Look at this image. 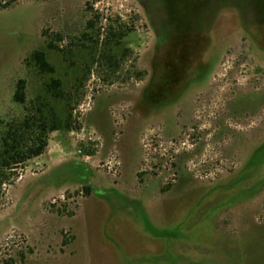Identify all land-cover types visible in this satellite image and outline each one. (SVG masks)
Returning a JSON list of instances; mask_svg holds the SVG:
<instances>
[{
	"label": "rangeland",
	"instance_id": "374dc122",
	"mask_svg": "<svg viewBox=\"0 0 264 264\" xmlns=\"http://www.w3.org/2000/svg\"><path fill=\"white\" fill-rule=\"evenodd\" d=\"M9 1L0 0V132L24 114L17 83L26 80L29 103L52 77L72 95L73 129L52 133L5 186L0 264H264V0H186L221 62L198 119L169 132L136 105L153 32L135 0L3 8ZM110 28L131 31L114 48L115 72L79 46ZM59 34L72 39L71 64L49 48ZM35 51L54 75L29 67Z\"/></svg>",
	"mask_w": 264,
	"mask_h": 264
},
{
	"label": "flooded vegetation",
	"instance_id": "af4514ba",
	"mask_svg": "<svg viewBox=\"0 0 264 264\" xmlns=\"http://www.w3.org/2000/svg\"><path fill=\"white\" fill-rule=\"evenodd\" d=\"M135 1L143 9L153 32L149 70L139 71L137 75L142 85L134 94L136 105H141L142 114L150 119V128L162 126L169 132L181 124L192 125L198 119L195 113L199 100L211 88L221 55L203 43V31H199L194 21L198 8L191 11L186 0ZM80 38L81 49L88 50L83 45L94 43L85 34ZM58 43L57 54L71 64L72 39L59 34ZM103 43L100 41L99 46ZM90 61L92 64V57Z\"/></svg>",
	"mask_w": 264,
	"mask_h": 264
},
{
	"label": "trees",
	"instance_id": "16d2710c",
	"mask_svg": "<svg viewBox=\"0 0 264 264\" xmlns=\"http://www.w3.org/2000/svg\"><path fill=\"white\" fill-rule=\"evenodd\" d=\"M16 2L17 0H10L3 5V8L12 7ZM95 27L94 21L88 22L87 30H94ZM100 32L98 31L96 39L92 37L93 45L84 44L83 47L90 50L92 65L104 61L108 65V70L115 72L119 69L121 60L114 52V48H118L131 31H116L110 28L103 43V51L99 53ZM85 36L90 37L88 32ZM49 48L56 50L57 46L50 44ZM129 52L127 49L123 57H127ZM31 58L29 67L33 62L41 76H52L56 73L55 67L48 61L44 52L35 51ZM26 84V80H20L17 83L13 98L15 103L23 107L22 118L18 121L4 123L0 132V197L3 195L5 186L11 184V181L19 175V171L28 162L44 155L52 133L73 129V98L71 93L64 91L60 79L52 77L50 81H45L44 95L40 94L29 103L27 102ZM77 87L80 86L77 85ZM57 102L64 104L62 109L58 110ZM83 192L90 195L92 188L86 186Z\"/></svg>",
	"mask_w": 264,
	"mask_h": 264
}]
</instances>
